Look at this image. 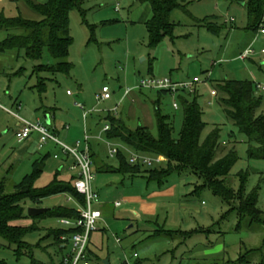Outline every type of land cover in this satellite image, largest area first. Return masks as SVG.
Returning a JSON list of instances; mask_svg holds the SVG:
<instances>
[{"label": "rangeland", "instance_id": "1", "mask_svg": "<svg viewBox=\"0 0 264 264\" xmlns=\"http://www.w3.org/2000/svg\"><path fill=\"white\" fill-rule=\"evenodd\" d=\"M34 1L45 3L47 0ZM181 1L185 7L171 13V21L176 24L175 38L166 37L150 48L146 22L151 18L152 10L148 3L121 0V10L116 11L117 0H87L85 17L77 9L70 14L73 43L69 61L73 68L69 74L34 72L38 64L55 62L47 51L42 59L32 60L17 49L0 50V103L11 110L0 107V185L4 182L7 192H13L15 186L33 171L34 162L48 145L40 148L34 133L27 140L18 142L15 131L19 118L15 114L31 123L40 121L44 124H47L45 116L48 115L51 120L48 126L60 141L72 147L79 142L84 148L87 136L92 151L107 165L117 167L118 153L111 156L108 143L129 161L133 154L143 153L128 150L119 140L109 142L104 130L109 112L122 115L132 129L139 124L148 126L156 136L155 117L152 115L153 122L147 125L149 120L147 123L146 109L142 105L152 111L159 108L173 121V135L178 137L184 121V102L195 99L205 123L201 141L218 128L221 146L216 158L231 150L238 155L237 162L225 177L226 183L238 192L241 175L245 174L246 192L257 190L258 207L264 211V159L249 156L248 139L224 112L221 99L225 94L217 86L225 79L264 85V53H261L264 35L256 39L257 31L247 7L249 0ZM0 13L7 18L42 19L27 0H0ZM211 18L220 27L218 32L204 25ZM8 32L0 29V44ZM248 48L256 54L240 59ZM195 77L200 82L194 92L189 88L165 92L142 87L143 81L151 79H170L177 83L189 82ZM42 78L46 89L40 92L38 85ZM104 86L110 88L112 99L98 101L96 96ZM126 91L130 94L128 97ZM256 97L260 100L256 114L264 116V92L257 91ZM78 103L85 105V111H91L87 120L91 130L84 129V111ZM116 106V111H112ZM78 123L80 129H75ZM71 133L77 135L72 141L66 138ZM22 149H25L23 153ZM62 163L52 155L48 156L36 187H44L55 179L75 182L80 170L64 165L59 173L57 170ZM164 165L155 160L153 165L143 168ZM203 184L204 179L190 170L171 173L158 182L143 176L122 177L115 172H99L94 166L91 186L100 195L99 203L108 201L110 206L104 210L105 223L99 225L101 228L106 226L104 250H92L95 256L89 257L90 263L123 264L126 256L138 252L139 261L130 259L133 264H240L237 263L240 256L253 250L247 255L249 262L241 264H262L264 225H251L244 219L238 226L240 217L233 209L236 203L226 202ZM70 197L69 194H57L40 203L28 199L26 211L30 207L76 206L73 201H68ZM125 198L129 204L113 206L115 200ZM145 200L155 205L143 206ZM99 203L96 205L103 208ZM15 224H35L36 228L24 239L32 248V254L27 249L19 253L16 245H10L0 237V264H62L63 256L71 251L70 242L61 250L51 233L68 228L58 217L47 215L34 219L29 216ZM132 224L134 226L129 228ZM161 230L175 234L172 237L155 236ZM192 230L195 232L191 237L185 238L186 234H182ZM177 233L180 236H176ZM116 238L122 242L116 243Z\"/></svg>", "mask_w": 264, "mask_h": 264}, {"label": "trees", "instance_id": "2", "mask_svg": "<svg viewBox=\"0 0 264 264\" xmlns=\"http://www.w3.org/2000/svg\"><path fill=\"white\" fill-rule=\"evenodd\" d=\"M86 1L47 0L45 3H36L34 0H27V3L41 14V20H29L21 16L7 18L3 13H0V29L9 31L5 40L0 44V50L17 49L23 51L24 57L32 60L42 59L47 51L55 62L38 64L34 72H48L53 75L57 73L69 74L73 68L69 61L70 47L73 43L70 14L74 9H77L85 17L84 4ZM141 1L148 3L152 9V17L146 22L149 47H156L166 37L174 39L176 24L171 21V13L175 9L185 7L182 1ZM247 7L252 20L251 23L257 31L264 14V0H249ZM204 25L213 32H218L220 29L212 21V18L208 19ZM91 30L93 31V28ZM217 86L225 94V97L221 99L224 112L248 139L249 156L264 159V116H257L256 114L260 106V100L256 97L257 84L245 80L225 79ZM38 89L40 92L45 91V79L40 80ZM155 118L156 136L146 126L140 125L132 129L122 119L109 114L107 119L110 122V129L106 134L109 139H119L143 155L163 157L166 159L164 166L151 169L143 168L146 164L130 163L119 150V165L117 167L106 165L97 168V170L120 173L130 177L143 176L148 180L158 182H162L171 173L190 170L204 179L203 187H210L226 202L234 201L236 203L233 209L237 211L240 217L238 226L244 219H248L251 225H264V211L258 207L257 190L246 192L247 176L241 175V187L238 192H235L226 183L225 177L238 160L236 151L231 150L224 156L216 158L217 151L221 146L218 128L201 141L205 123L202 120V109L195 99L184 102V121L178 137L173 135V121L169 116L163 115L159 108L155 110ZM48 156L34 162L33 171L15 186L13 192H7L4 182L0 185V237L10 245H16V251L21 254L24 249L32 254V248L24 239L28 233L36 228L35 224L29 226L15 224V222L29 217L28 210L26 211V200L40 203L47 197L69 194L80 204H85V196L76 190L74 182L55 179L44 187H36V181L43 171ZM92 158L93 160L96 159L94 153H92ZM47 215L60 219H77L80 214L76 206H58L49 209L40 216L30 217L36 219ZM78 231H80L79 228L69 227L53 230L51 233L55 242L60 246L64 242L61 239L62 236H71ZM193 231H185L182 234H186L187 237L185 238H188L194 234L195 231ZM163 234L172 237L175 233L161 230L157 231L155 236ZM178 235L180 236L179 233L176 236ZM252 251H246L243 256H240L237 263L249 262L247 255ZM139 259L140 255L136 260L139 261ZM62 264H64V259Z\"/></svg>", "mask_w": 264, "mask_h": 264}, {"label": "built area", "instance_id": "3", "mask_svg": "<svg viewBox=\"0 0 264 264\" xmlns=\"http://www.w3.org/2000/svg\"><path fill=\"white\" fill-rule=\"evenodd\" d=\"M119 1V0H117ZM116 10H120V5L116 6ZM260 35H264V14L259 22L257 37ZM264 53V50L261 51ZM256 54V52L252 48H248L245 52L240 56L241 59L250 58ZM200 82L198 77H195L192 81L189 82H177L174 83L170 79H151L148 81L142 82V87H153L160 90L166 91H177L178 89H187L189 88L192 92L195 91L196 84ZM257 91L264 92V85L261 83H257ZM68 93H70L68 91ZM112 98V93L108 86H104L100 93L96 96L98 101H107ZM78 106L84 109L83 104H79ZM0 107L10 111V109L4 107L0 103ZM178 106L175 104V108ZM20 108V106H19ZM16 117L19 118L18 127L15 131V137L19 142H23L31 137L33 133L39 134V147L43 148L49 142H53L58 145L61 149V152L64 155L72 158V163L70 165L71 169H79V175L75 179V188L76 190L85 196V204H80L74 197H70L68 201H73L76 207L79 209V217L77 219L63 218L61 219V223H63L66 227H76L79 228L80 231L73 233L71 236L64 235L61 237L62 241H71L72 247L71 251L65 255L64 264H90L89 259V245L91 242V237L94 232L99 229L100 221L102 220L103 213L102 210L96 205L98 203L100 195L98 192L94 191L91 182L94 178V161L92 158V153L90 149V145L87 141L88 137L86 136V144L85 147L82 148L81 144L77 142L75 147H72L62 141H60L56 134L52 132L48 126V124L41 123L38 121L37 123H31L18 115L15 114ZM110 129V124H106L104 127L105 131ZM117 153V149H111L110 154L114 156ZM54 158H59V154H55ZM157 159H152L143 154H133L130 158V163H143L146 165H153L154 161ZM116 205H120L119 202H116ZM120 239H117V242H120ZM138 252H134L130 257L126 256L123 264H133L130 259H138Z\"/></svg>", "mask_w": 264, "mask_h": 264}, {"label": "crops", "instance_id": "4", "mask_svg": "<svg viewBox=\"0 0 264 264\" xmlns=\"http://www.w3.org/2000/svg\"><path fill=\"white\" fill-rule=\"evenodd\" d=\"M120 1L121 0H119L117 3L119 4L120 3ZM117 4V5H118ZM120 5V4H119ZM151 7V6H150ZM120 10H121V5H120ZM119 10V11H120ZM152 10V9H151ZM117 11V10H116ZM152 17V16H151ZM241 56V55H240ZM240 56H239V58H240ZM241 59V58H240ZM129 94V92H127L126 91V95H127V97L130 95H128ZM124 96L125 95H123L121 98L123 99L124 98ZM112 99V98H111ZM141 103V102H140ZM142 105V104H141ZM154 105H156L155 103H154ZM145 109H146V122L148 123V120H149V123L147 124V125H149V124H151L153 121H152V115L155 117V110L154 111H152L148 106H146V105H142ZM80 109H82L81 107H79ZM85 105H84V109H82L83 111H84V114H83V116H84V119H85V122H84V129L87 131V129H89V130H91L92 128H91V126L88 124V118H89V115L91 114V111H85ZM116 109H117V106L115 107V109L114 110H112V111H116ZM6 110V109H5ZM111 112H109V114H110ZM110 115H113V116H115L116 118H118V119H122L123 121H124V118H123V116L121 115H116V114H110ZM71 117H72V119H75V116H73L72 114H71ZM148 119V120H147ZM106 120V119H105ZM51 121V120H50ZM107 121V123L106 124H110V122L108 121V119L106 120ZM155 122H156V118H155ZM126 123V122H125ZM141 124H139L138 126H140ZM65 126V128H69L68 126H67V124H65L64 125ZM137 126V127H138ZM144 126V125H143ZM146 127H148V126H146ZM157 127V126H156ZM80 129L79 128V123H78V126H75V129ZM135 129V128H134ZM84 130V131H85ZM106 132V131H105ZM59 133V132H58ZM35 135V137H36V140L38 141V144H39V134H37V133H34ZM73 133H71V135L70 136H66V138H67V140H70V141H72V140H74L75 138H77V135H72ZM111 141H109V142H112V141H116V140H119V139H110ZM120 141V140H119ZM19 142V141H18ZM122 141H120V143H121ZM123 143V142H122ZM111 144L112 143H108V145H109V154H110V150L111 149H113L112 148V146H111ZM49 145V146H48ZM48 145L44 148V149H42V151L44 152V154H42V155H40L39 156V158L38 159H41V158H43L44 156H47V155H49V156H53L54 157V155L55 154H59V158H54V159H56V161L58 160V161H62L63 163L61 164V168H59L57 171L60 173L63 169H64V165H68V166H70L71 165V163H72V158H70V157H68L67 155H64L62 152H61V149H60V147L58 146V145H56L55 143H53V142H49L48 143ZM90 145V144H89ZM125 146L128 148V150H130V149H132V150H134L133 148H131V147H129V146H127L126 144H125ZM90 149H91V153H94L95 155H96V159H94L93 161H94V166H95V168L97 169V168H102L103 166L105 167L107 164L103 161V160H101V158L95 153V152H93L92 151V148H91V146H90ZM24 150L25 149H22L21 150V153H23L24 152ZM118 151H119V149H117V153H118ZM146 156H148L149 157V155H146ZM152 159H157V161L156 162H158V163H160V164H165L166 163V159H164L163 157H161V156H156L155 158H152ZM97 171H99V172H103V171H101V170H97ZM107 172V171H106ZM117 174H119V175H121L122 177H124L122 174H120V173H117ZM100 199V198H99ZM126 200H123V201H121V200H115V203H113V206L114 207H120L121 205H122V203L123 204H129V200H127V198H125ZM116 202H119L120 203V205H116ZM144 203L142 204L143 206H146V205H149V206H151V205H155V204H152V202H148V201H143ZM98 203H99V201H98ZM135 203V202H134ZM137 203V202H136ZM101 204V206L103 207V208H101V207H99L101 210H102V213H103V217H104V210L106 209V207H108V206H110V203L108 202V201H103L102 203H99V205ZM133 205H135V204H133ZM139 215V214H138ZM103 217H102V220L100 221L101 223H105V221H104V219H103ZM100 223V224H101ZM99 224V225H100ZM134 226V224H132L131 226H129V228H132ZM105 231H106V226L104 227V228H101L100 226H99V229L96 231V232H94L93 234H92V237H91V242H90V245H89V257L91 258V256L93 257V256H95V254H94V252L92 251V250H94V249H96V251H103L104 250V247H105ZM116 240V243H118V244H120L122 241H120V242H117V238L115 239ZM70 242V244H71V246H72V242L69 240L68 242H63V243H61L60 244V246H59V248L61 249V248H63V249H61V250H64V248H67V244L66 243H69ZM69 253V252H68ZM67 253V254H68ZM123 253H124V255L126 254V252L123 250ZM127 255V254H126ZM130 257V256H129ZM63 259H64V256H63ZM106 263V262H105ZM91 264V263H90ZM107 264V263H106Z\"/></svg>", "mask_w": 264, "mask_h": 264}, {"label": "water", "instance_id": "5", "mask_svg": "<svg viewBox=\"0 0 264 264\" xmlns=\"http://www.w3.org/2000/svg\"><path fill=\"white\" fill-rule=\"evenodd\" d=\"M46 119V123L50 124V117L48 115L45 116ZM49 210V208H40V207H30L28 208V215L29 216H40L42 214H44L45 212H47ZM107 264H109L108 261H106Z\"/></svg>", "mask_w": 264, "mask_h": 264}]
</instances>
